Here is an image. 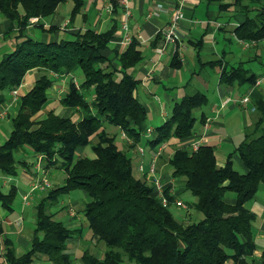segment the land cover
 Returning a JSON list of instances; mask_svg holds the SVG:
<instances>
[{
  "label": "trees",
  "instance_id": "obj_1",
  "mask_svg": "<svg viewBox=\"0 0 264 264\" xmlns=\"http://www.w3.org/2000/svg\"><path fill=\"white\" fill-rule=\"evenodd\" d=\"M61 1L0 0V14L11 21L8 31L14 25L23 29L31 16L50 15ZM75 2L73 12L81 4L79 0ZM233 4L244 15L234 27L235 36L248 41L264 38V3L234 0ZM227 5L221 3L220 7ZM112 34L113 29L99 33L86 29L73 38L58 41L26 38L0 60V103L7 99L8 91L21 83L29 69L44 70L19 98L10 135L0 144V174H17L18 167L26 162L17 161L14 152L24 146L43 155L46 167L59 161L66 172L64 183L47 188L46 196L35 206L29 248L16 256L12 240L3 239L7 264H30L36 254L45 256L49 264H71L66 252L67 239L78 232L53 218L47 202L77 189L88 196L83 211L93 236L105 244L102 257L85 249L80 256L81 264H226L229 259L231 264H264V249L258 261L249 259L255 247V214L246 207L259 186L264 185V99L254 102L259 116L235 148L245 172L234 168L231 154L223 165H218L214 147L209 144H200L193 150L179 147L171 154V175L184 177L185 189L195 197L192 205L203 215L185 224L153 194L147 180L134 174L132 159L103 126L106 121L120 127L131 138L132 145L138 143L148 127L146 109L134 94L138 79L127 73L140 60L141 52L136 40H132L119 58L122 75L114 77L112 71L106 70L108 59L101 52ZM77 70L82 74L79 86L71 82L60 103L78 109L80 118L60 116L53 110L36 116L48 100L47 89L53 81L50 72ZM234 80L253 83L255 75L242 65L223 67L220 81L230 84ZM85 90L92 91L90 100ZM206 103L207 97L201 92L184 95L174 103L164 122L153 129L148 139L150 146L171 137L191 135L196 121L193 112ZM87 144L95 156L77 155L76 149ZM227 192L234 193L233 204L225 201ZM16 195L14 185L6 192L0 188V204L12 209ZM167 198L170 204L172 196Z\"/></svg>",
  "mask_w": 264,
  "mask_h": 264
},
{
  "label": "crops",
  "instance_id": "obj_2",
  "mask_svg": "<svg viewBox=\"0 0 264 264\" xmlns=\"http://www.w3.org/2000/svg\"><path fill=\"white\" fill-rule=\"evenodd\" d=\"M79 1L81 4L76 12H73L75 0H62L53 13L36 17L34 22L29 20L23 29L14 25L8 31L11 21L0 14V60L6 53L12 51L17 43L26 38L49 42L73 38L78 31L86 29L98 33L113 29L112 36L101 52L108 59L106 70L112 71L114 77H120L122 75L119 69L120 55L132 40H136L141 58L127 69V73L138 79L134 94L146 109L147 119L151 123L147 126L151 131H145L138 143L132 145V141L129 142L123 137V130L116 126L120 130L121 142L115 141V143L126 154L127 151L132 154L127 155L132 159L134 174L147 180L156 197L158 189L154 179L158 180L166 197L172 196L170 207H181L191 215L192 213L189 212L191 208L188 205L184 207L174 203V200H181L179 194L182 190H188L185 189L184 177L171 175L169 158L176 148L193 150L191 145L193 142L199 145L209 144L214 147L218 165H223L228 154H231L233 164L235 162L239 168L246 171L235 148L243 139L244 132L259 116L254 102L264 99V38L248 41L235 36L234 27L244 19V15L235 10L234 0ZM260 1L264 3V0ZM221 3L228 5L221 8ZM19 10L23 11L21 6ZM126 10L129 12L127 16ZM177 11H180L182 16L176 20L174 40L165 42L162 39V31L175 17ZM124 17L128 21L130 40H126L123 36L121 22ZM51 26L54 28L48 30ZM238 65H242L255 75L253 83H239L234 80L230 84H225L220 81L223 67L229 69ZM43 71L39 67L29 69L21 83L14 88L15 92L8 91L7 99L0 103V144L10 135L20 96L34 85ZM50 75L53 81L47 89V103L36 113V116H43L49 110H53L60 116H70L78 120L81 112L62 105L60 98L69 90L71 82L78 87L80 81L75 73L50 72ZM196 92L205 94L207 103L197 108L192 134L183 138L171 137L156 146H150L148 139L153 129L170 115L174 103L184 95ZM85 93L90 100L92 91L85 90ZM244 96H248V101L241 100ZM155 121L158 124L153 126ZM105 122L103 121V126ZM139 142L144 144L143 153L137 150V146L141 145ZM84 147L85 145L79 146L76 154L88 156L83 150ZM159 147L160 153L155 155ZM14 156L17 161L26 162V166L21 164V171L19 173L17 171L14 176L0 174V188L3 192H6L10 185H14L17 194L19 193L18 202L14 199L12 209L7 210L0 204V264H7L3 255V239L12 240L16 256H20L30 246L35 206L46 196V189H31L32 178L36 172L45 173L50 177L49 187L56 186L54 180L60 182L57 186L62 185L66 177V172L59 161L46 167L43 155L40 157V154L34 153L27 146L19 147L14 152ZM94 156L95 154L88 157ZM154 156L155 168L152 171L151 163ZM74 191L61 194L69 197L65 200L57 199V203L56 200L47 202V210L53 218L62 221L65 227L77 230L76 235L67 239L66 252L71 257V264H81L77 259L78 257L80 259L85 249H89L97 257H102L105 244L93 236L84 214V203L88 200L86 192L81 190L82 194H75ZM24 195H27L26 200L23 199ZM80 200L83 202L82 206ZM225 201L233 204L234 195L228 196ZM246 207L255 214L253 221L255 247L249 259L258 261L264 249V185L259 186L255 195L246 202ZM29 210H32V213ZM187 214H183L185 218ZM197 218H201L200 214ZM231 263L230 259L226 262V264ZM30 264H49V261L45 256L36 254Z\"/></svg>",
  "mask_w": 264,
  "mask_h": 264
},
{
  "label": "built area",
  "instance_id": "obj_3",
  "mask_svg": "<svg viewBox=\"0 0 264 264\" xmlns=\"http://www.w3.org/2000/svg\"><path fill=\"white\" fill-rule=\"evenodd\" d=\"M124 1V0H123ZM128 10L125 11V14L126 16L128 15ZM182 14L180 11H177L175 17L167 24V26L165 27V29L162 31V39L163 41L165 42H173L174 40V36H175V33H176V20L181 17ZM36 16H31L29 18V20L31 22H34L36 21ZM127 18L124 17V19L122 20L121 22V28L123 29L124 33H123V36L126 40H130V35L128 33V23H127ZM12 92H15L14 89H12ZM248 96H244L242 97V101L243 102H246L248 101ZM151 131V128L147 127L146 128V132H150ZM123 137L125 139H127L129 142L132 141L131 138L129 136H127L124 132L122 133ZM192 149H196L199 144L196 143V142H193L192 144ZM137 150L138 152L140 153H143L144 152V148L143 146H137ZM158 153H160V147L157 149V151L155 152V155H157ZM42 155L40 154V157ZM154 159L152 160V163H151V170L153 171L154 168H155V156L153 157ZM141 166V165H140ZM154 184L156 185L157 189H158V194H157V198L161 201V203L164 205V206H168L169 205V200L168 198L162 193V190H161V185L159 184L158 180L157 179H154ZM51 185L50 183V180L49 178L46 176L45 173L43 174H40L38 172H36V174L34 175V177L32 178V183H31V189H40V190H44V189H47L49 186ZM27 198V195H24L23 196V199L26 200ZM174 203L177 205V206H184L186 207V205L179 199L177 200H174Z\"/></svg>",
  "mask_w": 264,
  "mask_h": 264
},
{
  "label": "rangeland",
  "instance_id": "obj_4",
  "mask_svg": "<svg viewBox=\"0 0 264 264\" xmlns=\"http://www.w3.org/2000/svg\"><path fill=\"white\" fill-rule=\"evenodd\" d=\"M75 76H76V78L78 79V81H81L82 80V74H81V72L79 71V70H77L76 72H75ZM196 112H197V109H195L194 110V115L196 116L197 114H196ZM63 115H65V114H63ZM147 124H151L149 121H148V119H147ZM158 124V122H154L152 125L153 126H156ZM104 126H105V129L107 130V132L109 133V134H111L112 136H114L115 137V141L116 142H121L120 141V130L116 127V126H114V125H111V124H109V123H107V122H105L104 123ZM96 139H95V137H91V141L92 142H94ZM141 142V141H140ZM139 142V143H140ZM121 144V143H120ZM142 146L144 145L143 143H140ZM83 150H85V152H87L86 153V155H88V156H93L94 155V153L92 152V149H91V147H90V144H87V145H85V147L83 148ZM147 150V149H146ZM147 152V151H146ZM127 154H129L130 156L132 155L130 152H128L127 151ZM233 166H234V168L235 169H237L238 171H240V172H244V170L243 169H241V168H239V166L237 165V164H235V162H234V164H233ZM21 171V167L19 166L18 167V173ZM28 175H30V174H28ZM27 175V176H28ZM49 177V176H48ZM183 178V177H182ZM49 179H50V177H49ZM56 186L58 185V184H60V182H58V180H54V182H53ZM6 189H7V187L6 188H4V190L6 191ZM75 192V194H82L81 193V190H75L74 191ZM70 195V194H69ZM180 198H181V201L186 205V207H187V205L191 208V211H189V212H191L192 214L190 215V213L189 214H187L188 213V211L187 212H185V209H182L181 207L180 208H177L176 206H171L170 207V209H171V211H172V213L174 214V216L177 218V219H179V220H181V221H187V222H192V221H197L198 219H200V218H197V216H198V214H200V216L202 217L203 215H202V213L201 212H199V211H197L194 207H193V202L195 201V197L189 192V191H181L180 192ZM233 196L234 195V193L233 192H227L226 193V195H225V199L228 197V196ZM68 196L67 195H61V196H59L57 199H58V201H61L62 199H66ZM69 198V197H68ZM18 199H19V193L17 194V196H16V198H15V202H18ZM57 200H56V202L55 203H57L58 202ZM80 205L82 206L83 205V202H82V200H80ZM29 212L30 213H32V210L30 211L29 210ZM184 213H186L187 214V217L185 218L184 217ZM34 214V213H33ZM28 248H29V246H28ZM27 248V249H28ZM78 262L79 263H81V261H80V259H79V257H78ZM73 261L75 262V259L73 258Z\"/></svg>",
  "mask_w": 264,
  "mask_h": 264
}]
</instances>
